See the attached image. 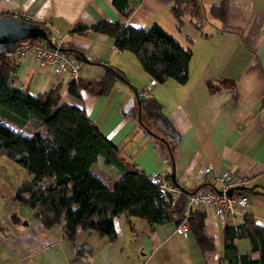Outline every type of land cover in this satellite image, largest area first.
Here are the masks:
<instances>
[{
  "label": "crops",
  "instance_id": "obj_1",
  "mask_svg": "<svg viewBox=\"0 0 264 264\" xmlns=\"http://www.w3.org/2000/svg\"><path fill=\"white\" fill-rule=\"evenodd\" d=\"M172 2L129 0L132 11L123 17L111 0H0V12L46 19L53 40L59 38L78 47L82 56L77 52L71 56L79 62V78L98 79L103 74L102 65L83 58L116 67L124 77L116 80L106 95L80 89L79 96H74L67 91L64 72L55 73L51 65L39 63L28 51L16 59V85L34 94L58 84L59 100L83 108L121 157L145 174L153 170L168 173L169 164L123 115L137 104V92L152 77L133 53L116 49L106 34H67L75 21L160 25L180 45L191 49L185 80L155 81L148 95L159 101L177 133L173 181L192 190L203 184L205 165L214 171L244 174L246 180L238 187L247 197L244 209L231 217L218 215L212 208L203 210V230L213 245L210 250H201L187 229L183 234L171 221L150 227L145 219L134 217L128 222L122 215L113 218L112 239L92 229L77 230L68 239L59 223L45 228L29 207L9 198L20 182L32 175L0 156V264H226L222 226L239 223L244 213L264 226V0H226L223 20L210 18L207 30L201 24L196 29L187 16L181 17L183 24L176 30L169 11ZM0 121L25 132L10 120ZM40 131L44 132L43 126ZM89 170L109 188L120 176V171L101 157ZM235 246L238 252L249 249L245 238L237 239Z\"/></svg>",
  "mask_w": 264,
  "mask_h": 264
},
{
  "label": "trees",
  "instance_id": "obj_2",
  "mask_svg": "<svg viewBox=\"0 0 264 264\" xmlns=\"http://www.w3.org/2000/svg\"><path fill=\"white\" fill-rule=\"evenodd\" d=\"M111 3L123 17L132 11L129 0H111ZM225 4L226 0L209 4L208 15L223 20ZM198 5L199 0H173L169 11L175 19L176 30H180L183 24L182 16H187L188 21L200 29ZM3 14L12 13L1 11L0 15ZM14 16L39 26L52 43L55 41L46 19ZM74 33L106 34L116 49L133 53L142 69L156 82L167 78L183 82L186 78L191 49L180 45L156 23L134 27L121 21L98 20L90 25L75 21L67 29V34ZM186 39L191 41L189 37ZM22 40L0 50V118L23 127L27 133L16 131L0 121V156L10 158L32 176L21 181L9 198L29 207L45 228L59 223L62 235L68 239H72L77 230L84 229H92L98 235L112 239L115 236L113 218L117 215H122L128 222L134 217L145 219L150 227L168 221L176 225L182 218L190 190L173 181L180 192L175 197L161 195L147 175L121 157L117 147L100 134L83 108L59 100L58 84L34 94L25 86L16 85L14 73L18 55L14 51ZM58 47L70 56L73 52L82 56L80 49L68 42L60 40ZM83 59L102 65L103 74L98 79L78 76L69 81L67 91L70 94L79 96V90L84 89L103 96L116 80H124L118 68ZM123 115L147 136L153 151L165 159L171 169L177 133L159 101L153 97H138L137 104L127 108ZM97 157L120 171L110 188L89 170ZM169 172L166 175L170 179ZM203 219L202 209L190 208L185 218L186 229L201 250H210L213 245L211 238L204 233ZM221 236L222 257L226 264H264V226L249 213L242 214L241 221L235 225L224 224ZM239 238L247 240V251H237L235 241ZM75 249L79 251L78 247Z\"/></svg>",
  "mask_w": 264,
  "mask_h": 264
},
{
  "label": "built area",
  "instance_id": "obj_3",
  "mask_svg": "<svg viewBox=\"0 0 264 264\" xmlns=\"http://www.w3.org/2000/svg\"><path fill=\"white\" fill-rule=\"evenodd\" d=\"M23 18L28 19L26 16ZM59 42L60 39L56 38L53 47H50L46 46L40 38L25 39L16 45L14 52L18 56L28 51L32 52L39 63L51 65L55 73L64 72L68 83L78 77L79 62L61 51L58 47ZM154 82L155 80L150 78L146 87L137 92V96L148 97L149 88ZM203 172L205 173L203 184L187 193L182 218L175 225V229L183 234L186 231L185 218L190 208L202 210L212 208L218 215L231 217L236 211H242L247 202L246 195L238 191V187L246 180L244 174L231 173L228 169L214 171L207 165L203 167ZM146 175L164 197H175L180 192V188L163 171L153 170ZM227 189H231L229 194L226 193Z\"/></svg>",
  "mask_w": 264,
  "mask_h": 264
},
{
  "label": "water",
  "instance_id": "obj_4",
  "mask_svg": "<svg viewBox=\"0 0 264 264\" xmlns=\"http://www.w3.org/2000/svg\"><path fill=\"white\" fill-rule=\"evenodd\" d=\"M29 37L40 38L44 40L48 46L53 47V43L49 36L39 26L18 19L13 14L0 15V50ZM137 117L139 118V115ZM169 177L173 182V163L169 172ZM230 190L231 189H227L226 193L229 194Z\"/></svg>",
  "mask_w": 264,
  "mask_h": 264
},
{
  "label": "rangeland",
  "instance_id": "obj_5",
  "mask_svg": "<svg viewBox=\"0 0 264 264\" xmlns=\"http://www.w3.org/2000/svg\"><path fill=\"white\" fill-rule=\"evenodd\" d=\"M209 0H199V5H198V20H200V24L202 25V29L203 30H207L210 28L209 26V21H210V17L207 13L206 10V6L207 4H209ZM183 18V17H182ZM24 134H26L27 132H23Z\"/></svg>",
  "mask_w": 264,
  "mask_h": 264
}]
</instances>
